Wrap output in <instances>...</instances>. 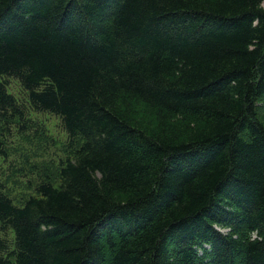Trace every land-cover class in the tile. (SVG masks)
Instances as JSON below:
<instances>
[{
    "label": "trees",
    "instance_id": "16d2710c",
    "mask_svg": "<svg viewBox=\"0 0 264 264\" xmlns=\"http://www.w3.org/2000/svg\"><path fill=\"white\" fill-rule=\"evenodd\" d=\"M262 101L264 0H0V159L67 135L0 264H264Z\"/></svg>",
    "mask_w": 264,
    "mask_h": 264
},
{
    "label": "rangeland",
    "instance_id": "374dc122",
    "mask_svg": "<svg viewBox=\"0 0 264 264\" xmlns=\"http://www.w3.org/2000/svg\"><path fill=\"white\" fill-rule=\"evenodd\" d=\"M9 91L20 103L25 102L26 93L17 80L11 79ZM259 112L264 122V101L260 103ZM31 118L44 128L46 136L41 137L33 131L23 142L17 135L9 143L10 157L0 159V191H5L16 203L34 194V186L40 181L39 173L46 175L51 171L54 175L61 161L67 159L64 152L67 135L60 120L49 114L37 113H32Z\"/></svg>",
    "mask_w": 264,
    "mask_h": 264
}]
</instances>
